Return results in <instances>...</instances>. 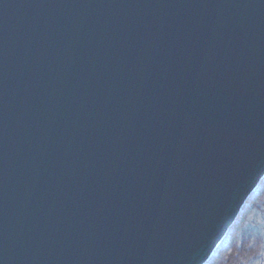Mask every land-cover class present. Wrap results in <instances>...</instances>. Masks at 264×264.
I'll return each instance as SVG.
<instances>
[{"label":"water","instance_id":"water-1","mask_svg":"<svg viewBox=\"0 0 264 264\" xmlns=\"http://www.w3.org/2000/svg\"><path fill=\"white\" fill-rule=\"evenodd\" d=\"M264 177V0H0V264H205Z\"/></svg>","mask_w":264,"mask_h":264},{"label":"trees","instance_id":"trees-1","mask_svg":"<svg viewBox=\"0 0 264 264\" xmlns=\"http://www.w3.org/2000/svg\"><path fill=\"white\" fill-rule=\"evenodd\" d=\"M205 264H264V177Z\"/></svg>","mask_w":264,"mask_h":264},{"label":"bare ground","instance_id":"bare-ground-1","mask_svg":"<svg viewBox=\"0 0 264 264\" xmlns=\"http://www.w3.org/2000/svg\"><path fill=\"white\" fill-rule=\"evenodd\" d=\"M235 220H236V219H235ZM231 226H232V225H231ZM231 226H230V227H231ZM228 230H229V229H228ZM227 232H228V231H227ZM226 234H227V233H226ZM224 237H225V236H224Z\"/></svg>","mask_w":264,"mask_h":264}]
</instances>
